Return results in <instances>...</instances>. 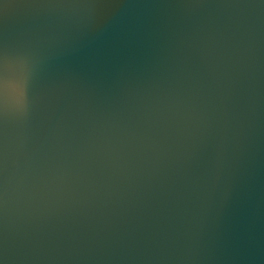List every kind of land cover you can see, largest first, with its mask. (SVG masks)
I'll list each match as a JSON object with an SVG mask.
<instances>
[{
	"label": "water",
	"instance_id": "obj_1",
	"mask_svg": "<svg viewBox=\"0 0 264 264\" xmlns=\"http://www.w3.org/2000/svg\"><path fill=\"white\" fill-rule=\"evenodd\" d=\"M0 0L3 264H264V0Z\"/></svg>",
	"mask_w": 264,
	"mask_h": 264
},
{
	"label": "snow or ice",
	"instance_id": "obj_2",
	"mask_svg": "<svg viewBox=\"0 0 264 264\" xmlns=\"http://www.w3.org/2000/svg\"><path fill=\"white\" fill-rule=\"evenodd\" d=\"M112 2V0H97L94 5L100 10H105V8ZM13 93L18 101H21L25 91V85L22 82L12 81L10 82L3 71V61L0 59V103L3 102L9 91ZM0 264L3 261L0 260Z\"/></svg>",
	"mask_w": 264,
	"mask_h": 264
}]
</instances>
